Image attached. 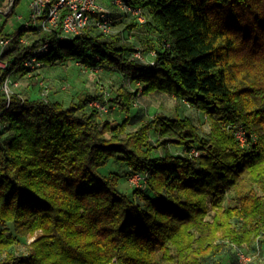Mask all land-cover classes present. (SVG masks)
Masks as SVG:
<instances>
[{"label": "trees", "instance_id": "1", "mask_svg": "<svg viewBox=\"0 0 264 264\" xmlns=\"http://www.w3.org/2000/svg\"><path fill=\"white\" fill-rule=\"evenodd\" d=\"M14 1L0 16H11ZM123 1L146 17L128 29L145 31L147 63L121 33L88 26L64 40L0 24L9 40L0 67V227H8L0 264H205L229 247L239 264L237 252L264 241V0ZM8 2L0 0V11ZM114 15L113 27L126 16ZM44 44L42 67L111 69L133 90L140 84V95L160 92L193 107L208 131L162 113L129 130L128 117L103 120L91 104L105 101L88 93L66 106L47 95H7L4 82L29 75L24 62ZM134 99L120 87L112 107L128 113ZM132 174L147 176L143 188L129 185ZM31 237L26 253L12 250Z\"/></svg>", "mask_w": 264, "mask_h": 264}, {"label": "rangeland", "instance_id": "2", "mask_svg": "<svg viewBox=\"0 0 264 264\" xmlns=\"http://www.w3.org/2000/svg\"><path fill=\"white\" fill-rule=\"evenodd\" d=\"M108 1L109 0H99L105 8H107V6L109 7ZM29 2L30 0H17L9 18L0 16V24L7 20L5 25L7 32L25 26L29 21ZM10 3L13 5L15 1L9 0L8 5ZM109 10L115 14L114 16L119 15L117 10ZM18 16L21 18L17 19ZM132 21V18L129 16L119 17L117 25L112 28V33H121L126 42H131L136 48L143 50L141 57L142 60L146 62L149 59L145 54L146 43L144 40L146 33L143 29H138L136 27L129 30L128 26L132 24ZM31 39V36H29L26 41H31ZM11 81L17 85L9 84L3 89L4 91L6 90L5 92H14L23 98L30 99L41 97L44 93L47 95V99L60 100L65 106L76 101L79 96L85 93L101 96L108 108V113L102 116L103 120H107L111 124H118L128 117L129 130L134 129L138 124L150 119L153 114L162 113L170 118L183 116L190 118L199 128L201 135H204L205 132L208 131V120L202 113L197 112L193 107L185 105L184 102H180L173 96L164 93L155 92L149 95H140L138 97L137 106L129 107L130 110L128 113L120 111L118 107H112L113 104L111 100L117 96L120 87H124L130 92H132L135 87L129 84L126 78L108 68L103 67L100 70H91L70 61L66 64L55 65L53 67L43 66L34 71L31 75L19 76ZM170 149L175 155H180L182 153L180 148L171 146ZM156 155H161V152L156 153ZM112 165V171H116L120 174L124 173L115 163H112ZM106 166H109V163ZM111 170L106 169L103 173L107 174ZM121 189L127 193H131L130 187L124 178L121 179ZM233 224L238 226V223L235 221H233ZM6 227L7 226L0 227V230ZM32 240L33 237L28 238L27 241L23 238H19L12 250L18 254L26 253L27 244ZM242 250L249 258V264L264 263V241L262 237L253 240L250 245L244 246ZM234 253V248L229 247L223 250L219 255L207 259L205 264H213L217 262L216 260L218 259H220V264H236Z\"/></svg>", "mask_w": 264, "mask_h": 264}, {"label": "built area", "instance_id": "3", "mask_svg": "<svg viewBox=\"0 0 264 264\" xmlns=\"http://www.w3.org/2000/svg\"><path fill=\"white\" fill-rule=\"evenodd\" d=\"M112 7L117 10L118 13L135 19L136 22L142 24L145 23L146 17L140 8H135L127 5L123 0H112ZM12 4L10 3L7 8L0 11L2 15H6L10 10ZM29 21L25 24L38 26L44 32L58 31V35L61 39L68 40L79 35L88 26H94L99 32L103 34L112 33L113 26L111 25L110 10L105 8L99 0H30L29 2ZM21 17L18 16L17 19ZM24 42V40H23ZM9 40L0 34V67L4 68L6 64L1 60V56L4 53ZM47 50V45L41 46L34 55L24 62V66L29 68L31 75L34 71L42 67L38 58ZM153 54L152 52L150 53ZM134 57L143 61L141 53L136 51ZM147 63V62H146ZM12 83L7 79L3 84V89ZM143 88L140 84L132 92L135 93V99L133 106H137L138 97L140 96ZM6 91V90H5ZM7 95L10 94L6 92ZM43 97L46 95L43 93ZM91 106L95 107L100 116H104L108 113L106 105L99 101H94ZM235 138L243 144L245 138L241 131L235 132ZM146 175L132 174L128 178V183L134 188H143L146 184ZM239 264H247L249 258L242 252H237Z\"/></svg>", "mask_w": 264, "mask_h": 264}, {"label": "crops", "instance_id": "4", "mask_svg": "<svg viewBox=\"0 0 264 264\" xmlns=\"http://www.w3.org/2000/svg\"><path fill=\"white\" fill-rule=\"evenodd\" d=\"M60 101V100H59Z\"/></svg>", "mask_w": 264, "mask_h": 264}]
</instances>
